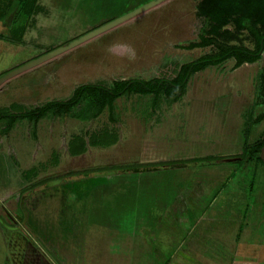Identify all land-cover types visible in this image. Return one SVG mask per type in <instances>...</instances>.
<instances>
[{
	"label": "rangeland",
	"instance_id": "374dc122",
	"mask_svg": "<svg viewBox=\"0 0 264 264\" xmlns=\"http://www.w3.org/2000/svg\"><path fill=\"white\" fill-rule=\"evenodd\" d=\"M153 1L9 0L0 7V77ZM197 5L167 0L7 80L0 113L67 100L85 84L175 78L214 52L182 48L200 40ZM263 68L264 56L208 68L155 109L153 96H125L113 120L108 111L92 121L49 116L19 121L10 134L1 122L0 264H10L20 236L53 264H173L168 254L178 239L188 245L185 236L198 264H264V160L241 159L247 130L252 144L264 132V122L252 124L264 113L256 103ZM209 157L220 160L199 161ZM128 167L161 171L123 175ZM20 221L14 236L8 225Z\"/></svg>",
	"mask_w": 264,
	"mask_h": 264
},
{
	"label": "trees",
	"instance_id": "16d2710c",
	"mask_svg": "<svg viewBox=\"0 0 264 264\" xmlns=\"http://www.w3.org/2000/svg\"><path fill=\"white\" fill-rule=\"evenodd\" d=\"M195 1L198 2L196 8L197 17L203 22L199 34L200 40L186 47L182 46V48L192 50L196 48L212 47L214 49L212 54L203 56L192 63L182 66L178 75L172 79L162 77L150 81L140 79L117 81L111 85L100 83L85 84L75 89L72 96L67 100L47 102L39 108L21 112H1L0 123L6 122L5 134H10L19 121H28L36 126L40 121L49 116H75L82 121H92L102 116L105 111H108L110 120H113L116 109L115 104L120 98L125 96H153V109H155L161 97L177 101L180 96L184 94L191 77L196 73L211 67L222 66L229 61H234L235 68H239L244 64H255L263 58L264 0ZM8 5L9 0H0V7ZM20 8L19 14L22 9L28 8V3H23ZM135 9H138V7ZM0 14H3L0 15V17L5 15L1 11ZM17 31L21 37L24 29H17ZM244 40H248L252 44V47L245 46L243 44ZM51 51L53 50H49L47 53ZM256 103L257 105L264 106V68L259 71L257 77ZM261 122H264V113H259L256 119L252 121V124L258 126ZM249 138V131L247 130L244 136L242 158H239H241L242 161H249L251 156L258 154L259 160L263 162L264 158L263 156L261 158V154H263L262 151L264 150V132L260 134V137L257 138L253 144L250 143ZM103 144L104 146L108 145L104 142ZM241 159L238 161H236V159L233 160L238 163ZM218 160H220L218 157H209L199 161L212 164L218 162ZM199 161L196 159L191 160V162ZM183 164L184 163L171 164L169 167L180 165V167H182ZM160 171L161 168L158 167H130L129 169L124 168L121 173L123 175L135 174L136 176H142L145 174L152 176ZM124 178L126 179V183L130 179V177ZM116 182V184H121L120 180Z\"/></svg>",
	"mask_w": 264,
	"mask_h": 264
},
{
	"label": "crops",
	"instance_id": "0c3cea01",
	"mask_svg": "<svg viewBox=\"0 0 264 264\" xmlns=\"http://www.w3.org/2000/svg\"><path fill=\"white\" fill-rule=\"evenodd\" d=\"M194 206L195 205H191V206H189V208L190 207H194ZM18 215L17 214L15 215V213H14L13 216L15 218H13V219L11 218V219L13 221H17V220H14V219H17L16 217ZM174 220H176L178 224H182V225H184V223H190L189 218H188L187 222L186 221H181L180 222L179 219H176V217H174ZM21 221H20V223L19 222L18 223L15 222L14 223L15 225L14 224H9L8 225L10 227L9 230L12 231V234H14V236H17V234H15L14 226L19 224L20 227H21V224H22ZM197 223L198 222H196V224ZM169 224L173 225V222H171ZM16 229H18V228H16ZM20 229H18V230L21 231ZM22 233H23V231H22ZM20 237L22 238V236H20ZM20 237H18L19 238L18 240L14 237L16 239L17 243L15 245V249L14 250H10V253H11V256H10V259H9V261H11L10 264H53V263H51L52 259L49 257V255L47 253L46 254L48 256L46 254L41 253V251L30 249L29 248V245H30L29 242L25 241V243H22L20 241V239H21ZM185 239L189 240L188 241V245L185 244L184 238L183 239H178V243H176L175 247L170 250L168 255H170V257L172 259V260L170 259L171 263H173V264H186V262H188L187 264H189V261H194L192 264H198L197 260H195V258L193 257L195 255H198V253L197 252H193V251L194 250H198L199 248H197V246L195 244L190 243V237L185 236ZM194 241H196V240H194ZM235 242H236V239H235ZM10 243L12 245L13 242L10 240ZM184 246H186V247H184ZM9 247L12 248L11 246H9ZM182 250H184V252H182ZM235 254L237 255V251L234 253L235 259H237V256ZM178 256L181 257V258L178 259V260L175 259V257L177 258ZM228 257H230V256H228ZM227 263L228 264H233V262H231L230 259H229V261H227ZM237 263H238V261L235 262V264H237Z\"/></svg>",
	"mask_w": 264,
	"mask_h": 264
},
{
	"label": "water",
	"instance_id": "95a60500",
	"mask_svg": "<svg viewBox=\"0 0 264 264\" xmlns=\"http://www.w3.org/2000/svg\"><path fill=\"white\" fill-rule=\"evenodd\" d=\"M164 1H166V0H155V1L149 3L145 6L138 8L135 11H132L131 13H129L127 15L122 16L121 18H119L113 22L107 23V24L103 25L102 27H100V28H98V29H96L90 33L83 35L82 37L70 42L65 47H60L56 50H53V51H51V52H49V53H47V54H45L39 58L27 63V64L15 69V70L8 72L7 74L0 77V86L4 82H6L7 80H9V79H11V78H13L19 74H22V73L40 65V64H42V63H45V62L59 56L60 54H62L64 52H67L71 49H74L75 47L93 39L94 37H97V36L107 32L109 30H112L113 28H115V27H117V26H119V25H121V24H123V23H125V22H127V21H129V20L153 9V8H155V7H157L158 5L163 3Z\"/></svg>",
	"mask_w": 264,
	"mask_h": 264
}]
</instances>
